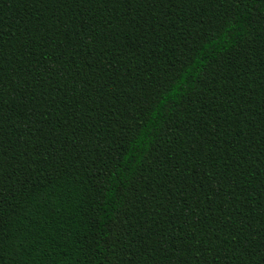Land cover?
Returning <instances> with one entry per match:
<instances>
[{
	"label": "trees",
	"instance_id": "1",
	"mask_svg": "<svg viewBox=\"0 0 264 264\" xmlns=\"http://www.w3.org/2000/svg\"><path fill=\"white\" fill-rule=\"evenodd\" d=\"M0 264H264V0H0Z\"/></svg>",
	"mask_w": 264,
	"mask_h": 264
}]
</instances>
